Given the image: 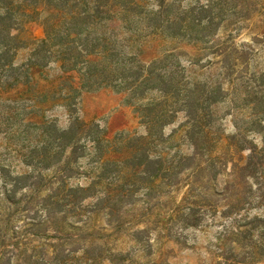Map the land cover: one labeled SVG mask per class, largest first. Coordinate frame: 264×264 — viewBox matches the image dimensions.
Returning a JSON list of instances; mask_svg holds the SVG:
<instances>
[{"label":"trees","instance_id":"1","mask_svg":"<svg viewBox=\"0 0 264 264\" xmlns=\"http://www.w3.org/2000/svg\"><path fill=\"white\" fill-rule=\"evenodd\" d=\"M183 1L0 0V264H131L117 244L124 229L151 255V214L124 223L120 205L135 206L143 191L150 204L156 191L185 184L186 173L187 225L203 227L210 218L222 227L220 237L247 250L248 262L239 263H263L264 139L252 146L240 132L219 136L212 109L242 96L264 107V72H250L252 52L236 40L264 3ZM32 22H40L43 39L23 37ZM119 22L124 32L112 27ZM167 40L185 48L162 50ZM27 49L31 58L18 63ZM41 58L69 75L66 129L46 116L48 94L36 90ZM203 70H217V79L198 80ZM104 88L126 95L143 134L122 133L117 141L80 116L71 93ZM179 113L192 154L169 157L173 135L164 131ZM255 117L257 130L249 132L264 136V108ZM78 178L88 184L72 185Z\"/></svg>","mask_w":264,"mask_h":264},{"label":"rangeland","instance_id":"2","mask_svg":"<svg viewBox=\"0 0 264 264\" xmlns=\"http://www.w3.org/2000/svg\"><path fill=\"white\" fill-rule=\"evenodd\" d=\"M192 2L195 4L196 0H184L183 5L188 6ZM258 2L264 3V0H258ZM263 8L264 6L250 22L246 23L236 38L238 44L252 52L250 61V72L252 73L264 72ZM124 26V24L119 22L112 27H115L117 31L124 32ZM44 36V29L40 22L30 23L27 26L26 33L23 35L25 40L29 37L41 40ZM164 46L162 50H180L185 48V45L181 42L171 40H167ZM30 58V49L21 50L18 55V63H27ZM181 61L182 65L186 64L184 59ZM37 62L38 66L33 72L36 90L38 92H47L46 94H48L49 104L47 105L46 116L54 121L59 128L66 129L70 125V114L68 109L62 106L64 101L62 96H65L70 88L69 75L64 73L55 62L45 64L44 59ZM205 65H207V62L200 63V67ZM212 71L213 74H210V70H208L207 74L206 70H203L204 74L198 80L205 81L210 75L213 79H217L219 72L217 70ZM189 75L193 76L194 79L196 78V74L192 72ZM71 97L78 102L79 114L84 120L94 122L102 129L107 130L108 136L116 138L117 141L122 133L139 136L145 132L136 107L128 103L126 95L120 94L113 88L84 92L80 97L75 93H71ZM243 98L244 100H242ZM250 99L247 96H242L241 99L235 102L229 99L217 108L212 109L214 117L218 120L215 132L219 136L228 138L235 135L236 132H240L242 134L241 137H248L252 146L262 145L264 136L255 131L249 132V130H257L252 122L254 120L257 122L258 119L255 117L256 109L263 110L264 107H254L252 103H249ZM175 120L164 131L166 138L173 135V141L168 145L167 153H170L169 157H181L192 154V148L182 133L185 124V113H179ZM247 154L248 152L244 153L245 156ZM88 163L87 160H82V168L88 170ZM84 169H82V172H84ZM187 174L186 178L185 176L181 177L186 181L185 184L173 189L170 188V192L168 189H163V193L156 191L150 204L144 203L147 198L143 195V191L132 200V202H135V206L125 205L121 209L120 205L121 222L125 223L134 218V216H142L144 218L151 214V227L156 231L151 236L153 245L151 255L142 252L131 238V233H127L125 229L119 234L117 243L119 248L129 253V259H132L131 264H242L239 262H248L245 259L247 250L244 248L239 251L237 246L232 243L234 239L232 236L220 237L222 227L220 225L214 226L210 218L205 219L206 223L203 227L190 228L187 225L186 217L189 211L183 210V207L188 206V204L182 203V200L186 197V192L189 190ZM227 179L222 177L217 188L222 189ZM71 184L84 186L88 184V181L84 178H78L72 180ZM190 200L196 201V198H191ZM147 201L149 200L147 199ZM257 212L254 211L253 214ZM98 222L106 226L107 218L103 211L98 213ZM244 244H249V239L245 240ZM262 262L261 264H264V259H262ZM105 264L110 263L106 262Z\"/></svg>","mask_w":264,"mask_h":264}]
</instances>
